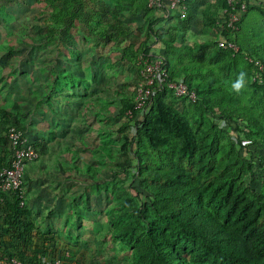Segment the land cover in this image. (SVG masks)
<instances>
[{"label":"rangeland","instance_id":"374dc122","mask_svg":"<svg viewBox=\"0 0 264 264\" xmlns=\"http://www.w3.org/2000/svg\"><path fill=\"white\" fill-rule=\"evenodd\" d=\"M74 2L0 0V164L12 159L11 132L36 154L17 196L28 214L0 207L3 227L7 218L16 230L30 219L29 242H37L35 234L54 239V256L68 254L73 264H161L135 212L140 197L167 259L226 264L180 238L157 212L198 222L208 215L255 250L234 217L207 196L231 186L253 226L264 229V18L240 20L230 37L225 29L193 30L191 43L168 44L166 59L148 50L147 27L123 28L119 8L84 14ZM153 30L166 42L161 29ZM227 37L238 52L218 48ZM155 56L169 84L208 86L204 102L197 95L194 102L179 100L157 85L138 109L142 68ZM241 71L245 85L236 93L231 84ZM179 172L185 182L176 179ZM14 238L24 243L17 232ZM41 261L49 264L51 254Z\"/></svg>","mask_w":264,"mask_h":264},{"label":"trees","instance_id":"16d2710c","mask_svg":"<svg viewBox=\"0 0 264 264\" xmlns=\"http://www.w3.org/2000/svg\"><path fill=\"white\" fill-rule=\"evenodd\" d=\"M223 35H225V33H223ZM150 36H155L152 26H149L148 28V37ZM194 90L200 103L204 102L206 95L210 91L208 86L194 87ZM150 97L152 99V96ZM167 113L172 116L174 120H177L179 117L178 114L171 109L167 110ZM0 167L2 168L4 166L0 164ZM177 176L176 179L178 181L185 182L184 179L180 177V172ZM225 184L226 182H221V185ZM250 190L258 197L260 196V194L253 188ZM18 194H20V192L9 194L0 193V198L2 199L0 207L2 208L5 206V208L11 209V212H14V214L18 216L28 214V212L22 211L24 209L23 207L19 206ZM11 196L16 198L17 206L12 202V199L10 198ZM138 199L139 208L135 212L145 226L144 231L147 242L155 249L158 260L161 264H168V259L172 258L177 261L176 264H183L179 262V259L173 254L167 259V253L160 250L162 234L158 230L157 224L146 218L145 203L140 197ZM207 200L216 209H220L225 214L234 217V220L240 224L241 230L251 241L255 250H252L246 241L241 239L239 234L227 229L225 230L223 225L215 222L209 218L208 215L201 216V222L188 219L184 215L174 216L171 212H157V215L173 223L174 226L177 227V230L175 231L180 238L188 242L201 244L205 253L211 254L214 258H217L226 264H264V229L258 231L257 228L253 226L255 221L253 216L249 214L248 207L244 206V203L240 204L238 197L232 198L231 186L220 192V185H218L208 193ZM15 207L18 209H14ZM4 225L5 227L0 232V237L3 238V241L0 242V246L3 245L5 249L12 246L13 241L16 240L14 237L17 232L20 239L24 240V243L15 246L14 252L24 264H43L41 256L42 258H47L48 254H51L52 256L53 250L50 247L54 239L50 238L47 240L46 238L35 234L36 241L39 242L40 245L36 244L37 242L33 244L32 242H29V238L33 234V225L30 219L18 222L20 227H17V230L15 222H10V219L8 218Z\"/></svg>","mask_w":264,"mask_h":264},{"label":"crops","instance_id":"0c3cea01","mask_svg":"<svg viewBox=\"0 0 264 264\" xmlns=\"http://www.w3.org/2000/svg\"><path fill=\"white\" fill-rule=\"evenodd\" d=\"M245 2L247 11L240 19L242 24L245 22L257 23L264 18V0H245ZM184 3L186 8L185 17L180 16L179 10H170L166 2H162L158 7H151L149 0H75L73 9H77V12L84 14H104L105 12H111L113 8H119L120 13L123 14L122 21L125 30L142 27L146 29L149 26L161 29L160 34H163V40L166 42L162 43V40L156 36H150L146 41V46L154 55L165 54L166 56L169 43L174 41L178 43L180 39L191 43L193 34L197 36V33L195 34L193 30L199 29L204 33H209L215 29L224 30L223 11L225 0H184ZM86 16L82 19L91 23L92 20ZM199 35L203 37L202 34ZM169 37H173L172 39L175 40L169 42L167 39ZM168 58L169 56H166V59ZM4 227L3 220H0V232ZM50 248L53 250L52 256H54L57 248L54 245Z\"/></svg>","mask_w":264,"mask_h":264},{"label":"built area","instance_id":"2783aa9c","mask_svg":"<svg viewBox=\"0 0 264 264\" xmlns=\"http://www.w3.org/2000/svg\"><path fill=\"white\" fill-rule=\"evenodd\" d=\"M162 2H166L170 10H179L180 16H186V8L184 0H149L151 7H158ZM247 11V4L245 0H225V8L223 11L224 22L223 27L228 37L235 30L239 24L241 17ZM220 39L217 46L221 50L238 52L237 43L229 38ZM142 79L140 96L137 98L136 106L140 109L146 99L152 95V90L157 85L166 87L172 91L173 95L179 100L187 102H194L196 100L195 91L188 88L180 82L169 84L167 81L168 74L163 67L160 59L154 57L151 61L145 63L142 68ZM128 116L129 113H126ZM9 141L14 150L12 159L9 165L0 167V193L9 194L21 192L23 177L25 174L26 164L36 158V154L31 147L21 145V137L18 133L11 132L9 134ZM2 204V199L0 198ZM23 205V203H21ZM3 238L0 237V242ZM17 241H13V245L5 249L3 245L0 246V264H24L17 255H15L14 247L17 246ZM46 260V258H44ZM49 264H73L68 260V254L64 259H59L52 256V261Z\"/></svg>","mask_w":264,"mask_h":264},{"label":"clouds","instance_id":"9594fccd","mask_svg":"<svg viewBox=\"0 0 264 264\" xmlns=\"http://www.w3.org/2000/svg\"><path fill=\"white\" fill-rule=\"evenodd\" d=\"M246 75L247 73L244 71L238 73L235 81L231 84V88L234 92L239 93L243 89L245 85Z\"/></svg>","mask_w":264,"mask_h":264}]
</instances>
